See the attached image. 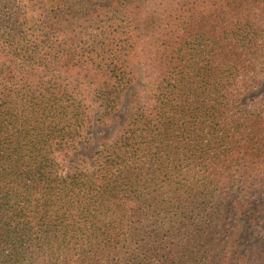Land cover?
Segmentation results:
<instances>
[{
	"label": "trees",
	"instance_id": "obj_1",
	"mask_svg": "<svg viewBox=\"0 0 264 264\" xmlns=\"http://www.w3.org/2000/svg\"><path fill=\"white\" fill-rule=\"evenodd\" d=\"M262 6L0 0V264H264V106L237 101ZM139 60L114 140L66 168Z\"/></svg>",
	"mask_w": 264,
	"mask_h": 264
},
{
	"label": "rangeland",
	"instance_id": "obj_2",
	"mask_svg": "<svg viewBox=\"0 0 264 264\" xmlns=\"http://www.w3.org/2000/svg\"><path fill=\"white\" fill-rule=\"evenodd\" d=\"M257 12L258 19L261 22V24H259V29L262 39V47L258 53V69L252 77L245 80V82L256 81L259 83V88L250 91L249 93L241 92V95L237 100L240 105L250 107L251 109L257 108L258 106H264V6L260 7ZM142 62V60H139L138 64H135L134 70L137 81L131 92H129L126 96L122 112L117 116L119 122L116 124L96 123L100 113H95L93 120L87 123L89 126L85 129L83 138L77 142L75 149L68 151L69 156L65 159V161L63 160L66 168L77 167L93 169L95 167V155L101 150L104 142H112L114 140V136L117 133L118 128L122 127L127 119L126 113L130 108H132L133 101L141 95L142 92L140 91L142 87L146 86L145 77L148 67L141 64Z\"/></svg>",
	"mask_w": 264,
	"mask_h": 264
}]
</instances>
